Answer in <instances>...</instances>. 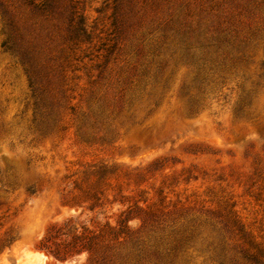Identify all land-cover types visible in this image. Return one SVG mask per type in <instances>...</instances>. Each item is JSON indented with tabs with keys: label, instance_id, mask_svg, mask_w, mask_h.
<instances>
[{
	"label": "rangeland",
	"instance_id": "1",
	"mask_svg": "<svg viewBox=\"0 0 264 264\" xmlns=\"http://www.w3.org/2000/svg\"><path fill=\"white\" fill-rule=\"evenodd\" d=\"M30 251L264 264V0H0V264Z\"/></svg>",
	"mask_w": 264,
	"mask_h": 264
},
{
	"label": "trees",
	"instance_id": "2",
	"mask_svg": "<svg viewBox=\"0 0 264 264\" xmlns=\"http://www.w3.org/2000/svg\"><path fill=\"white\" fill-rule=\"evenodd\" d=\"M68 36L70 39H79L80 37L86 36V29L84 26L83 19L80 15H74V12L71 11L69 14V23H68ZM71 218H68L67 221H70ZM55 226V225H54ZM77 237V236H76ZM44 240L47 239V235L44 236ZM43 248L48 249L46 245H42ZM53 255L61 257L62 259H65L67 256L64 254H60L59 250H49ZM73 254H78L82 251H91L90 244H81L79 247L74 246L71 250Z\"/></svg>",
	"mask_w": 264,
	"mask_h": 264
},
{
	"label": "bare ground",
	"instance_id": "3",
	"mask_svg": "<svg viewBox=\"0 0 264 264\" xmlns=\"http://www.w3.org/2000/svg\"><path fill=\"white\" fill-rule=\"evenodd\" d=\"M47 259L48 256L41 251H30L25 254L23 264H38L45 262Z\"/></svg>",
	"mask_w": 264,
	"mask_h": 264
}]
</instances>
